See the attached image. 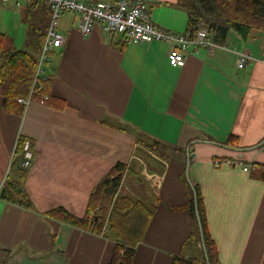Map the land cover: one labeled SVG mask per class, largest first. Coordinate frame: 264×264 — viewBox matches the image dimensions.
Masks as SVG:
<instances>
[{
	"label": "crops",
	"instance_id": "obj_1",
	"mask_svg": "<svg viewBox=\"0 0 264 264\" xmlns=\"http://www.w3.org/2000/svg\"><path fill=\"white\" fill-rule=\"evenodd\" d=\"M37 1L0 0V32L19 49L29 48V18L49 8L46 0ZM176 3L151 0L153 23L187 31L188 14ZM80 18L73 12L59 18L66 42L42 66L51 94L65 100V108L31 101L17 115L5 111L0 95V193L17 159L19 136L33 141L35 159L22 186L33 208L0 201V264H109L115 241L45 212L64 207L84 216L105 175L117 163L135 162L142 179L127 172L119 193L156 207L133 264H172L182 251L190 216L172 208L186 202L181 175L188 162L220 264H264V181L228 163L264 165V31L253 29L246 40L231 31L225 47L212 52L191 47L178 66L169 62V43H127L101 24L84 35ZM237 52L252 56L243 69ZM153 139L183 151L167 148V158L150 152L160 165L150 168L139 156V140Z\"/></svg>",
	"mask_w": 264,
	"mask_h": 264
},
{
	"label": "trees",
	"instance_id": "obj_2",
	"mask_svg": "<svg viewBox=\"0 0 264 264\" xmlns=\"http://www.w3.org/2000/svg\"><path fill=\"white\" fill-rule=\"evenodd\" d=\"M39 1L34 5H38ZM176 5L187 12L189 31L194 33L203 25L211 34L212 40L219 45L227 43L231 31H235L243 40L250 37L253 29L264 31V0H177ZM47 8L42 10L41 16L29 18V48L15 49L13 39L0 32V95L4 98L3 108L9 113L17 115L25 113L27 107L18 101L19 98L29 99L30 102L40 101L57 109L66 106L65 100L51 94L52 80L49 77L36 76L38 55L51 18V9ZM27 16H30V12H27ZM44 96L47 99H44ZM26 141H30L33 150V141L25 136H19L15 148L17 159L11 163L9 176L0 194L2 200L32 209L31 200L22 189L28 170L22 165ZM152 142L165 149L183 151L182 147L169 146L160 140L153 139ZM155 151L161 158H167L166 154L159 153L156 149ZM145 159L150 168L153 165L160 166L149 154H146ZM127 172L129 175L135 174V178L142 179L139 173L134 172L132 166L117 163L90 194L87 210L82 217L64 207L45 212L50 218L115 241L109 264H133L136 247L144 241L155 214L156 205L153 202L119 193ZM251 176L264 181V165L255 164ZM181 179L186 188V202L174 206L172 210L188 211L190 235L183 243L182 251L173 258L172 264H220L218 247L209 230L201 190L198 185L188 181L187 168ZM196 210L200 218L203 239ZM188 250H191L192 254L188 255Z\"/></svg>",
	"mask_w": 264,
	"mask_h": 264
},
{
	"label": "built area",
	"instance_id": "obj_3",
	"mask_svg": "<svg viewBox=\"0 0 264 264\" xmlns=\"http://www.w3.org/2000/svg\"><path fill=\"white\" fill-rule=\"evenodd\" d=\"M4 2L10 0H2ZM51 9L50 23L46 37L38 58V68L36 76L43 77L42 66L50 59V54L55 48L63 46L66 36L58 29L59 18L65 13L80 14V28L84 35H89L97 24H101L103 29L110 35H121L123 41L127 43H151L154 41L166 42L172 45L168 54L171 65L183 66L186 62L188 50L191 47H205L209 51H214L219 45L212 40L209 31L201 25L194 33L187 30L185 32L166 31L155 25L149 15V4L151 0H97L94 3H87L81 0H46ZM252 59L251 54L237 52V67L243 69L246 63ZM264 60V55H263ZM47 99L46 96L43 97ZM18 101L29 105L30 100L19 98ZM24 159L22 165L26 168L34 164V153L31 149L30 141L24 144ZM214 165L218 166L220 159L214 160ZM245 172L255 170V164L245 163L243 160L234 162ZM2 200L0 194V201Z\"/></svg>",
	"mask_w": 264,
	"mask_h": 264
},
{
	"label": "rangeland",
	"instance_id": "obj_4",
	"mask_svg": "<svg viewBox=\"0 0 264 264\" xmlns=\"http://www.w3.org/2000/svg\"><path fill=\"white\" fill-rule=\"evenodd\" d=\"M37 17H39V16H37ZM50 23V22H49ZM58 29H59V26H58ZM19 35H21V32H19ZM19 39L20 37L18 36V37H16V39ZM14 48L15 49H19L20 47L18 46V43H16V45H14ZM39 54H40V52H39ZM45 66V65H44ZM140 152H139V155H142V158L144 159V161L145 160H147V159H145L146 158V154H149L150 152H152L153 154H157V152L155 151V149L159 152V153H164V154H166V149L165 148H163L162 146H157V145H155L151 140L150 141H144V140H140ZM148 146V147H147ZM149 147H151V148H154V150H152L151 148H149ZM150 155V154H149ZM158 155V154H157ZM132 168H134L135 170L136 169H138V167H139V164H137V162H135L134 164H132ZM134 170V171H135Z\"/></svg>",
	"mask_w": 264,
	"mask_h": 264
},
{
	"label": "water",
	"instance_id": "obj_5",
	"mask_svg": "<svg viewBox=\"0 0 264 264\" xmlns=\"http://www.w3.org/2000/svg\"><path fill=\"white\" fill-rule=\"evenodd\" d=\"M188 168H189V162H188V164H187V179H188V181H189L190 183H192L191 180L189 179V175H188V170H189V169H188ZM196 214H197V219H198V221H199L201 237H202V239H203L202 227H201L200 218H199V214H198V211H197V210H196Z\"/></svg>",
	"mask_w": 264,
	"mask_h": 264
}]
</instances>
